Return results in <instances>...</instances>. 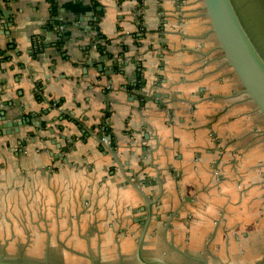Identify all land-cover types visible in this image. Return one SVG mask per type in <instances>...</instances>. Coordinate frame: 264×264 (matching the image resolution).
<instances>
[{
    "label": "crops",
    "instance_id": "crops-1",
    "mask_svg": "<svg viewBox=\"0 0 264 264\" xmlns=\"http://www.w3.org/2000/svg\"><path fill=\"white\" fill-rule=\"evenodd\" d=\"M0 4L12 19L5 28L0 9V112L32 120L0 134V189L13 195L2 201L32 193L37 221L54 225L46 239L87 240L102 257L138 255L145 232L146 259L242 264L247 220L264 217V117L203 0ZM99 44L112 54L102 71L84 55L99 58ZM136 63L161 103L130 101ZM104 120L111 142L98 136Z\"/></svg>",
    "mask_w": 264,
    "mask_h": 264
},
{
    "label": "water",
    "instance_id": "water-1",
    "mask_svg": "<svg viewBox=\"0 0 264 264\" xmlns=\"http://www.w3.org/2000/svg\"><path fill=\"white\" fill-rule=\"evenodd\" d=\"M203 2L206 14L212 26V31L217 37L219 48L223 51L228 65L237 75L238 79L244 87V91L249 95L251 100L255 103L257 109L264 117V54L262 53L261 48L259 47V45H257L256 41L252 37L234 0H203ZM93 4L94 6L96 5L95 0H93ZM2 8L3 7L0 4V9L2 10ZM97 9L102 13L105 12L104 5H101V2ZM139 9L140 7H138L136 10L138 11ZM2 11L5 19L8 20V22L5 24V28H8L12 23V19L9 17L11 11ZM92 15L93 11L89 12V20ZM97 19L98 18L95 17V20ZM55 23L56 21H53V24ZM92 23L93 22L91 21L88 23L87 29L91 28ZM7 33H10L9 30H7ZM92 44H94V42H92ZM97 48L99 49V52H102L99 58L91 57L89 51L84 55L87 57L86 61L89 65L93 64L97 60L102 61L98 66V69L102 71L104 67V61L108 58H111L112 54L108 50H105L104 48L102 49L101 44L97 45ZM122 63L127 65L126 61H123ZM135 66L137 68L135 71L131 73H124L126 82L123 87L130 90V101L141 98L143 100L141 102L143 106L145 105L146 101L150 100L156 103H161L162 94L155 90L160 82L155 81L153 82V86H149L147 90H143L145 89L148 82L144 77L138 82V79L142 76V66L139 63H136ZM114 73L115 70L110 69V72L107 74L111 75ZM85 74H87V70L85 71ZM96 79H98V76ZM109 101L112 102V99ZM2 111L3 112H0V134L19 133L21 130V126L23 127L25 124L32 121L30 117H23V114L9 117L6 114L5 109H3ZM106 113L110 115V112L107 111L105 112V114ZM111 123L112 121L110 120H104L103 130L100 131L98 135L99 138L105 139L108 142L112 141L113 133H109L105 131V129L106 126L110 125ZM37 125L40 126V121H38ZM146 137H148V135H146ZM23 139L25 140L26 138ZM145 228H147V226ZM144 238L145 232L143 233L139 241L138 256L140 260L145 264H167L163 260L146 259L143 256L142 247ZM12 261L15 260L7 259L4 257V255L0 256V264H14ZM93 264H95V262H93Z\"/></svg>",
    "mask_w": 264,
    "mask_h": 264
},
{
    "label": "rangeland",
    "instance_id": "rangeland-1",
    "mask_svg": "<svg viewBox=\"0 0 264 264\" xmlns=\"http://www.w3.org/2000/svg\"><path fill=\"white\" fill-rule=\"evenodd\" d=\"M234 1L247 28L251 31L252 37L260 45L259 47L264 54L262 34L255 25L258 20L250 12L249 1ZM4 196L10 198L13 195H9L8 192L0 189V256L4 255L5 258L10 260H24V262L33 264H93V262H97V264H121V260H125V264H144L137 254H133L130 258L116 254L102 257L97 254L96 248L87 251L86 249L92 243L87 240L71 241L60 237L56 240H48L43 230L53 232L54 225L37 221L39 210L35 201L31 200L34 195L29 193V196H25L24 201L21 200L22 198L16 201L11 199L2 201L1 197ZM28 197L32 202V206H35L34 209L29 211L30 213L22 208V203L29 200ZM14 203L18 207L15 210L10 208L9 205ZM236 230L243 237L242 227L237 226ZM247 232H249L248 243L244 242L243 239L241 244H238L241 252L247 255L242 258V264H264V217L262 222H258L255 217L247 220ZM128 259H131V263Z\"/></svg>",
    "mask_w": 264,
    "mask_h": 264
},
{
    "label": "flooded vegetation",
    "instance_id": "flooded-vegetation-1",
    "mask_svg": "<svg viewBox=\"0 0 264 264\" xmlns=\"http://www.w3.org/2000/svg\"><path fill=\"white\" fill-rule=\"evenodd\" d=\"M250 3V12L253 14V17L258 21L255 22V25L259 28L262 36V41L264 43V0H248ZM254 25V24H253ZM254 25V26H255ZM258 44V43H257ZM259 45V44H258ZM260 46V45H259ZM14 264H33L30 262L24 261H12ZM97 264V262H95ZM122 264H125L124 262Z\"/></svg>",
    "mask_w": 264,
    "mask_h": 264
},
{
    "label": "trees",
    "instance_id": "trees-1",
    "mask_svg": "<svg viewBox=\"0 0 264 264\" xmlns=\"http://www.w3.org/2000/svg\"><path fill=\"white\" fill-rule=\"evenodd\" d=\"M96 1V4L98 3V0H95Z\"/></svg>",
    "mask_w": 264,
    "mask_h": 264
},
{
    "label": "built area",
    "instance_id": "built-area-1",
    "mask_svg": "<svg viewBox=\"0 0 264 264\" xmlns=\"http://www.w3.org/2000/svg\"><path fill=\"white\" fill-rule=\"evenodd\" d=\"M103 141H106L105 139H103Z\"/></svg>",
    "mask_w": 264,
    "mask_h": 264
}]
</instances>
